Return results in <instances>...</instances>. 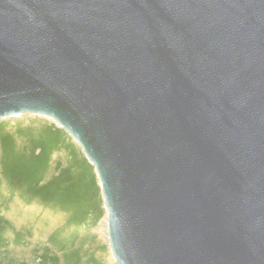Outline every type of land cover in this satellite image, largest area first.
<instances>
[{
    "label": "water",
    "instance_id": "water-1",
    "mask_svg": "<svg viewBox=\"0 0 264 264\" xmlns=\"http://www.w3.org/2000/svg\"><path fill=\"white\" fill-rule=\"evenodd\" d=\"M22 115L94 167L114 264H264V0H0Z\"/></svg>",
    "mask_w": 264,
    "mask_h": 264
},
{
    "label": "trees",
    "instance_id": "trees-1",
    "mask_svg": "<svg viewBox=\"0 0 264 264\" xmlns=\"http://www.w3.org/2000/svg\"><path fill=\"white\" fill-rule=\"evenodd\" d=\"M15 201L36 219H57L33 245L35 264H108V245L93 231L105 215L94 167L52 121H0V264H18L10 250L34 238L31 225L16 228L9 217Z\"/></svg>",
    "mask_w": 264,
    "mask_h": 264
},
{
    "label": "rangeland",
    "instance_id": "rangeland-1",
    "mask_svg": "<svg viewBox=\"0 0 264 264\" xmlns=\"http://www.w3.org/2000/svg\"><path fill=\"white\" fill-rule=\"evenodd\" d=\"M23 117L47 119L44 117H33V116H28V115H22V116H16L13 118H7L5 120H10L12 123L15 119H21ZM1 121H4V120H1ZM36 214H37V210L33 211L32 209H29V210L21 209L19 203L16 201L14 205L11 206L9 217L12 219L14 226L16 228H21L23 226H28V225H31L34 228V238L32 240L31 246L27 248H22V249L17 248V249L10 250V253H9L10 256L14 257L16 261L18 262V264H35L34 257H33V245H35L38 242L41 243L44 240V237H43L44 234L42 236L40 234L43 233L44 231L46 233L50 231L52 227L54 226V224L57 222L56 216L47 215L44 217L43 215V219L45 220L44 222L42 218L36 219L35 218ZM100 222L98 223V226L93 231L97 234L98 240L106 243L105 241L106 234ZM107 261H108V264H114L112 256L109 252V249H108Z\"/></svg>",
    "mask_w": 264,
    "mask_h": 264
},
{
    "label": "bare ground",
    "instance_id": "bare-ground-1",
    "mask_svg": "<svg viewBox=\"0 0 264 264\" xmlns=\"http://www.w3.org/2000/svg\"><path fill=\"white\" fill-rule=\"evenodd\" d=\"M106 215L103 217V219L101 220V222H100V224H101V226H102V228H103V230H104V232H105V234H106Z\"/></svg>",
    "mask_w": 264,
    "mask_h": 264
}]
</instances>
